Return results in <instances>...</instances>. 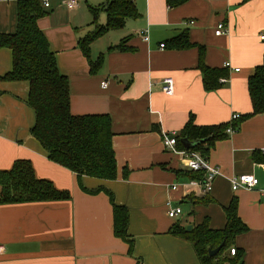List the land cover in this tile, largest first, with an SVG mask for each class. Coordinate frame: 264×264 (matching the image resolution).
Segmentation results:
<instances>
[{
    "label": "crops",
    "instance_id": "obj_1",
    "mask_svg": "<svg viewBox=\"0 0 264 264\" xmlns=\"http://www.w3.org/2000/svg\"><path fill=\"white\" fill-rule=\"evenodd\" d=\"M82 1L88 8L79 2L70 10L63 0H51L38 25L60 73L69 80L71 113L109 115L112 120L117 179L83 177V186L107 190L129 210V233L141 264H200L193 245L170 234L171 228L176 223L193 228L208 219L211 228L222 229L224 208L236 197L238 214L250 230L237 238L235 249L244 251V264H264V115L246 120L210 150L206 159L219 174L208 195L190 185L196 179L187 156L166 150L162 142L165 135L177 137L191 116L198 126H231L237 122L231 120L234 114L252 112L248 80L263 62L264 0H190L174 9L166 0H135L139 17L91 45L92 62L104 57L96 73L79 41L94 31L89 6L111 0ZM102 15L99 24L106 22ZM219 23L227 29L221 36L216 35ZM16 30V1L0 0V33ZM144 30L148 42L141 36ZM182 33L205 48L207 66L230 64L239 72H232L220 89L207 92L198 48H160ZM127 38L126 51L109 50ZM12 68V51L1 49L0 171L11 170L16 161H30L38 179L69 192L71 199L0 205V245L5 249L0 264H137L127 243L114 235L113 206L106 192H84L77 175L50 161L32 136L36 116L27 104L29 84L2 80ZM166 79L174 81L173 95L163 91ZM240 175L254 176L259 185L233 191L231 180ZM200 199L210 202L195 204ZM169 203L173 208L186 204L189 216L182 210L181 217L171 219Z\"/></svg>",
    "mask_w": 264,
    "mask_h": 264
},
{
    "label": "trees",
    "instance_id": "obj_2",
    "mask_svg": "<svg viewBox=\"0 0 264 264\" xmlns=\"http://www.w3.org/2000/svg\"><path fill=\"white\" fill-rule=\"evenodd\" d=\"M17 3V30L14 34L0 33V50L9 49L13 55L12 71L2 80L9 82H27L29 95L27 104L36 116L31 129L32 136L41 144L48 158L78 177L81 189L89 194L106 192L113 206V232L116 238L128 245V255L134 259L135 239L129 233V210L118 205L112 193L101 188L88 190L82 184L83 177L104 181L117 179L118 167L113 147L114 133L109 115L74 116L71 113L70 90L68 78L61 74L57 66L55 53L39 28L38 22L48 13L41 0H15ZM190 0H166L170 9L178 8ZM245 2L249 0H244ZM93 16L94 31L79 41V47L88 60L91 72L96 73L102 66L104 57L96 62L91 61V45L111 31L122 30L128 21L139 17L135 0H111L98 7L89 6ZM101 13L106 14L105 24H99ZM127 39L109 50L126 51ZM166 48L183 51L199 49L198 68L203 75V85L207 92L220 89L229 79L227 68H211L205 64V48L191 42L188 33L168 41ZM248 91L252 102V112L241 116L232 127L236 132L246 120L264 115V57L248 80ZM229 124L198 126L193 116L176 137L178 148L183 149L182 141L200 143L194 152L205 159L218 141L228 137ZM185 149V148H184ZM264 162V161H263ZM125 171V175H127ZM205 173L191 172V178L201 180ZM0 205L23 204L34 202H55L71 199L67 191L58 190L50 181L38 179L30 161H16L9 171H0ZM210 200L200 199L199 204H208ZM238 198L233 197L224 208L226 225L222 229H213L209 220L188 231L186 227L176 223L170 234L184 239L193 245L200 264H244V251L236 249L234 256L231 249L236 248L237 238L249 232V227L238 214ZM222 246L220 252L211 257L210 251ZM137 264L141 260L136 259Z\"/></svg>",
    "mask_w": 264,
    "mask_h": 264
},
{
    "label": "built area",
    "instance_id": "obj_3",
    "mask_svg": "<svg viewBox=\"0 0 264 264\" xmlns=\"http://www.w3.org/2000/svg\"><path fill=\"white\" fill-rule=\"evenodd\" d=\"M42 5L45 9L50 8L51 6V0H41ZM63 2L67 5V7L70 10L77 9L79 7V1L78 0H63ZM227 32V29L223 23H219L216 29V35L221 36L224 35ZM141 36L145 42L149 41V35L148 30H144L141 33ZM262 40H264V36L261 37ZM161 49H165V44L160 45ZM225 68H227L230 72H239V69H232L230 64H226ZM229 79H222L221 83H227ZM108 86L107 82L102 83V87L106 88ZM163 91L167 95H173L174 93V81L172 79H166L163 82ZM241 119V115L234 114L231 118L233 122L239 121ZM235 129L231 126L227 129L228 135H233L235 133ZM163 146L166 150L174 152V153H181L187 156L188 159V167L191 171L195 173L204 172V178L201 180H193L190 182V185L193 187H202L203 193L205 195H208L212 191V185L214 179L219 174V171L217 168L210 167L208 164V160L205 159L200 153L194 152L192 150H184L180 152L178 150V141L176 137H168L163 136ZM264 152V150H263ZM232 189L233 191H237L239 189H247L252 190L256 188L259 185V180L255 178L254 176L250 175H240L235 176L231 180ZM168 215L171 219H177L181 217L182 215V209L181 208H173L171 207L170 203L168 204ZM5 249L3 246H0V256L4 253ZM236 253V249H231V255L234 256Z\"/></svg>",
    "mask_w": 264,
    "mask_h": 264
},
{
    "label": "water",
    "instance_id": "obj_4",
    "mask_svg": "<svg viewBox=\"0 0 264 264\" xmlns=\"http://www.w3.org/2000/svg\"><path fill=\"white\" fill-rule=\"evenodd\" d=\"M182 144H183V146H184V148L186 150H192V149L196 148L200 143H198V142H190L189 140L185 139V140L182 141ZM191 229H192V226H188L187 227L188 231H190ZM221 249H222V246L218 247L217 249H215L213 251H210L209 255L211 257H213V256L217 255L220 252Z\"/></svg>",
    "mask_w": 264,
    "mask_h": 264
},
{
    "label": "rangeland",
    "instance_id": "obj_5",
    "mask_svg": "<svg viewBox=\"0 0 264 264\" xmlns=\"http://www.w3.org/2000/svg\"><path fill=\"white\" fill-rule=\"evenodd\" d=\"M79 2H80V6H82V7H86V8H88V4H86L84 1H82V0H79ZM102 14H104V13H101L100 15H102ZM102 17H104L103 15H102ZM194 201V200H193ZM181 206V208H182V210L184 211V213L187 215V216H189V212H188V206L186 205V204H182V205H180ZM0 246H2V245H0Z\"/></svg>",
    "mask_w": 264,
    "mask_h": 264
}]
</instances>
